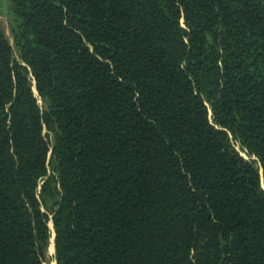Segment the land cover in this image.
I'll use <instances>...</instances> for the list:
<instances>
[{
    "label": "trees",
    "instance_id": "1",
    "mask_svg": "<svg viewBox=\"0 0 264 264\" xmlns=\"http://www.w3.org/2000/svg\"><path fill=\"white\" fill-rule=\"evenodd\" d=\"M4 2L0 264H264V0Z\"/></svg>",
    "mask_w": 264,
    "mask_h": 264
},
{
    "label": "rangeland",
    "instance_id": "2",
    "mask_svg": "<svg viewBox=\"0 0 264 264\" xmlns=\"http://www.w3.org/2000/svg\"><path fill=\"white\" fill-rule=\"evenodd\" d=\"M4 6H5L4 0H0V28L5 32L7 37L10 39L11 44L14 46V40H13L12 32H11V18L9 16H7V15H4V13L1 12L2 11L1 8L4 7ZM15 55H16V58H18L17 52H16ZM35 93H36V90H35ZM36 95H37V93H36ZM39 104L44 109V105H43V102L41 100H39ZM45 134H47V136H49V138H50V140L52 142L54 141V136H53L52 132L45 131ZM234 144L236 145L237 150L240 151L241 154L246 159H250L249 156H247L246 152L242 149V147L239 144V142L234 141ZM51 146L53 147V144ZM51 154H52V152H51ZM51 154H50V159H51L52 163L50 164V172H53L54 161H53V157L51 156ZM51 231H52V229H51ZM50 246H51V244H50ZM50 246H49V249H48V253H47V258H46L45 264H50L53 261L56 264L55 256L51 255V253H50Z\"/></svg>",
    "mask_w": 264,
    "mask_h": 264
},
{
    "label": "bare ground",
    "instance_id": "3",
    "mask_svg": "<svg viewBox=\"0 0 264 264\" xmlns=\"http://www.w3.org/2000/svg\"><path fill=\"white\" fill-rule=\"evenodd\" d=\"M50 227L52 228V223H50ZM50 253L51 255H55V243H54V231L53 230H52V237H51ZM50 264H55V262L53 261Z\"/></svg>",
    "mask_w": 264,
    "mask_h": 264
},
{
    "label": "water",
    "instance_id": "4",
    "mask_svg": "<svg viewBox=\"0 0 264 264\" xmlns=\"http://www.w3.org/2000/svg\"><path fill=\"white\" fill-rule=\"evenodd\" d=\"M52 226H53V223H52ZM50 229H52L54 231V228L53 227L52 228L50 227ZM50 242H51V239H50ZM54 243H55V231H54Z\"/></svg>",
    "mask_w": 264,
    "mask_h": 264
}]
</instances>
